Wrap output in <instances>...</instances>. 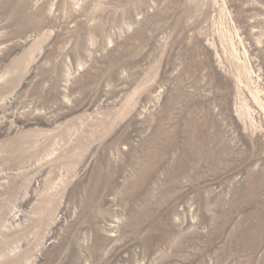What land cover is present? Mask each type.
I'll use <instances>...</instances> for the list:
<instances>
[{
	"label": "rangeland",
	"instance_id": "obj_1",
	"mask_svg": "<svg viewBox=\"0 0 264 264\" xmlns=\"http://www.w3.org/2000/svg\"><path fill=\"white\" fill-rule=\"evenodd\" d=\"M0 264H264V0H0Z\"/></svg>",
	"mask_w": 264,
	"mask_h": 264
}]
</instances>
